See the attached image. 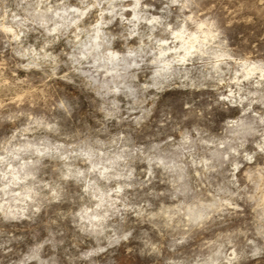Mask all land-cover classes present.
I'll return each mask as SVG.
<instances>
[{
	"label": "rangeland",
	"instance_id": "obj_1",
	"mask_svg": "<svg viewBox=\"0 0 264 264\" xmlns=\"http://www.w3.org/2000/svg\"><path fill=\"white\" fill-rule=\"evenodd\" d=\"M78 3L0 0V264H264V0Z\"/></svg>",
	"mask_w": 264,
	"mask_h": 264
},
{
	"label": "bare ground",
	"instance_id": "obj_2",
	"mask_svg": "<svg viewBox=\"0 0 264 264\" xmlns=\"http://www.w3.org/2000/svg\"><path fill=\"white\" fill-rule=\"evenodd\" d=\"M134 2H136V0H134ZM109 3H111V6H113L112 9L115 8V6L112 4V0H109ZM130 9H126L127 12L129 13H133L135 20L139 21V16L141 15V11H138L139 8L133 10L132 5L129 6ZM144 6H141V8H143ZM75 8V7H73ZM126 8V6H125ZM140 8V9H141ZM63 14H59L60 18L63 22V24L67 23L69 21L70 25H74L76 27L77 24H73L72 20L75 19V13L70 12L68 9H62ZM103 11V10H102ZM111 14V13H110ZM142 17V16H141ZM145 18V17H144ZM153 18V17H151ZM150 18V19H151ZM156 19H158V17H154ZM153 18V19H154ZM152 19V20H153ZM144 22V20H143ZM149 22V21H148ZM104 23H101V25L99 26V28L95 29V35H93V40H94V45L91 46L93 47V50L96 51L98 49H100L101 47V41H102V33H103V25ZM146 25V23H145ZM150 25V24H149ZM68 26V25H67ZM198 29L202 30V27L200 26ZM199 30V31H200ZM12 32V31H11ZM171 32V31H170ZM177 42V45H175L173 48L169 47L168 49H166L165 45L162 44V46L159 49V58L156 57V64H157V68H158V74L160 76L165 75L166 73H169V71L176 69L178 66H184L186 64V62L188 61L187 58L188 57H192L194 54L196 53H200L202 51V47L208 42V40L211 41L212 37V33L210 31L208 32H202L201 34L203 36H201L200 34H198L197 32H189L187 30L183 31V30H176V32H173ZM170 34V35H173ZM173 37V36H172ZM211 38V39H210ZM90 41V40H89ZM164 41V40H163ZM160 41V42H163ZM164 43V42H163ZM175 43V42H174ZM104 44V43H103ZM208 45V44H207ZM205 47V46H204ZM205 49V48H204ZM172 50V51H171ZM90 52V51H89ZM91 53V52H90ZM101 53V52H100ZM202 53L204 54V52L202 51ZM216 54V53H215ZM156 55V54H155ZM217 55V54H216ZM117 55L115 54V52H113V54L110 57V62H113L115 60H117ZM216 57V56H215ZM218 57L221 56H217L216 59ZM223 58V56H222ZM172 59V60H171ZM220 59V58H219ZM218 60V59H217ZM109 61V59H108ZM215 64V63H214ZM219 65V64H218ZM217 65V66H218ZM216 66V67H217ZM245 66V65H244ZM215 67V69H217ZM219 68V67H218ZM245 68L247 69V74L248 76L252 73V72H256L259 71V73L263 74L264 70L261 69V67H257L256 65H250V66H246ZM219 70V69H218ZM246 73V70H245ZM167 75V74H166ZM263 76V75H262ZM247 77V76H246ZM18 195V194H17ZM20 196V195H19ZM21 200V199H20ZM23 200V199H22Z\"/></svg>",
	"mask_w": 264,
	"mask_h": 264
},
{
	"label": "snow or ice",
	"instance_id": "obj_3",
	"mask_svg": "<svg viewBox=\"0 0 264 264\" xmlns=\"http://www.w3.org/2000/svg\"><path fill=\"white\" fill-rule=\"evenodd\" d=\"M149 3V0H136V2L132 5L133 10L141 7V6H147ZM177 4V0H171L170 4H165L164 7H173ZM103 6V0H80V3L77 4L75 8L70 9L73 13H75V19L72 20L73 24L79 25V22L83 20V25L88 26L90 25L92 28H99L100 21H97V23H92V16L95 13V10L100 9ZM103 15V13H101ZM133 20H135V17H133ZM149 23H161L158 19L154 18L153 20L149 21ZM177 28H179V25H176ZM86 30V28H85ZM5 31H9L8 29H5ZM76 31H80V27L78 26L76 28ZM41 51L43 52V49L41 48ZM86 54V53H85ZM47 57V54H45ZM51 59V57H48ZM264 123V121H262ZM259 151L261 153H264V144L259 145ZM245 159H250V157L245 156ZM119 191V189H117ZM264 251V250H262ZM255 255L256 253H252Z\"/></svg>",
	"mask_w": 264,
	"mask_h": 264
}]
</instances>
